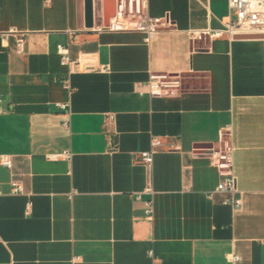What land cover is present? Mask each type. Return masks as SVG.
I'll return each instance as SVG.
<instances>
[{
    "label": "crops",
    "instance_id": "obj_1",
    "mask_svg": "<svg viewBox=\"0 0 264 264\" xmlns=\"http://www.w3.org/2000/svg\"><path fill=\"white\" fill-rule=\"evenodd\" d=\"M116 4L0 0V155L13 162L0 163V264H264V35L192 41L191 28L223 27L229 0H149L175 22L151 41L101 30ZM58 44L82 58L74 73ZM152 72L179 74L181 91L141 94ZM226 126L238 210L209 196ZM153 137L164 145L148 168Z\"/></svg>",
    "mask_w": 264,
    "mask_h": 264
},
{
    "label": "built area",
    "instance_id": "obj_2",
    "mask_svg": "<svg viewBox=\"0 0 264 264\" xmlns=\"http://www.w3.org/2000/svg\"><path fill=\"white\" fill-rule=\"evenodd\" d=\"M50 1V0H47ZM175 28V22L169 12L161 16H153L149 11V0H117L116 11L113 17L101 30L113 32L136 31L145 34L147 41L153 40L157 34L163 30ZM192 41L203 40L205 38L215 39L228 36L233 39L237 36L264 35V0H229V13L227 20L223 22L222 28H191L188 30ZM26 35L20 33L17 36V45L21 51L25 50ZM57 51L60 54L61 63L67 67L68 74L74 73L78 66L83 65L82 58L73 59L70 56L69 46L58 44ZM105 70V67L101 66ZM182 89V80L179 74L152 72L149 79L144 84L141 94L150 96L164 97L174 96ZM1 101V98H0ZM57 106L70 115V103L59 102ZM115 120L113 113L108 114L106 125H111ZM66 126L69 122L65 123ZM220 146L211 151V162L217 168L220 182L214 191L209 193L212 197L215 193L226 194L222 203L232 206L234 210L242 207V192L238 186V179L235 173V147L232 142V128L226 126L220 131ZM164 145L163 139L153 137L148 150L140 152V159L148 168L152 166L154 154ZM174 148V146H171ZM70 151H64L59 154H52L50 158H71ZM0 163L8 168H12V156L10 154L0 155ZM24 192L22 183L16 179L13 180V193ZM146 193L152 194L153 187L148 183ZM140 197V195H139ZM32 203H28L27 213H31ZM154 213L152 199L146 201V214L152 218ZM78 256L71 260L72 264H77ZM231 260L240 261L239 255H233Z\"/></svg>",
    "mask_w": 264,
    "mask_h": 264
}]
</instances>
